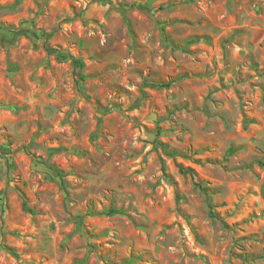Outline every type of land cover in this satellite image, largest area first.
<instances>
[{"label": "rangeland", "instance_id": "rangeland-1", "mask_svg": "<svg viewBox=\"0 0 264 264\" xmlns=\"http://www.w3.org/2000/svg\"><path fill=\"white\" fill-rule=\"evenodd\" d=\"M0 264H264V0H0Z\"/></svg>", "mask_w": 264, "mask_h": 264}, {"label": "trees", "instance_id": "trees-1", "mask_svg": "<svg viewBox=\"0 0 264 264\" xmlns=\"http://www.w3.org/2000/svg\"><path fill=\"white\" fill-rule=\"evenodd\" d=\"M72 63H73V65H74L75 69H76V68H81V67H82L81 60H79V59H73V60H72ZM78 77H79V79H80L81 81L84 79V77L81 76L80 74L78 75ZM157 86H158V87H161L162 85H157ZM8 251H9V253H10L11 255L15 256V253H14V252H12V251H10V250H8Z\"/></svg>", "mask_w": 264, "mask_h": 264}]
</instances>
